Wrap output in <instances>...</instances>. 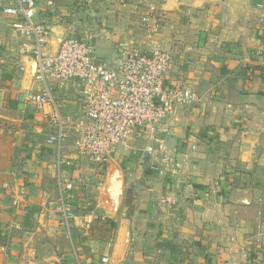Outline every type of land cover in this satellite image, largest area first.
Listing matches in <instances>:
<instances>
[{
  "label": "crops",
  "instance_id": "1",
  "mask_svg": "<svg viewBox=\"0 0 264 264\" xmlns=\"http://www.w3.org/2000/svg\"><path fill=\"white\" fill-rule=\"evenodd\" d=\"M78 1L36 0L48 54L77 37L115 63L156 42L172 56L166 86L201 100L157 140L132 136L102 162L75 144L81 86L49 78L67 133L50 144L56 108L29 101L45 86L25 49L33 40L2 12L14 0H0V264H264V0ZM152 3L162 29L149 37L141 17ZM110 159L123 177L117 212L100 203Z\"/></svg>",
  "mask_w": 264,
  "mask_h": 264
},
{
  "label": "built area",
  "instance_id": "2",
  "mask_svg": "<svg viewBox=\"0 0 264 264\" xmlns=\"http://www.w3.org/2000/svg\"><path fill=\"white\" fill-rule=\"evenodd\" d=\"M79 1L90 5L107 0ZM36 7V0H14V4L3 6L2 12L15 18L13 29L33 40L25 44V49L34 53L38 78L45 86L31 95L29 101L40 110L52 103L59 125L57 134L48 143H61L67 137L59 106L48 85L49 78L60 84L78 82L81 86L84 116L74 125L75 144L81 153L102 162H107L118 146H127L136 133L146 132L148 140H157L166 122L176 118L177 110L201 100V95L190 87L166 86L172 56L156 42L147 50L122 49L120 60L115 63L97 60L94 46L77 37L64 39L55 54H48L45 47L51 40V29L35 22ZM148 8L141 23L150 35L158 34L162 29L160 13L153 3ZM260 51L264 52V46ZM143 152L144 156L151 155L155 148L149 144ZM66 188L72 185L67 184ZM166 200L171 202L173 198ZM61 210L65 221L76 218L71 201H63Z\"/></svg>",
  "mask_w": 264,
  "mask_h": 264
},
{
  "label": "water",
  "instance_id": "3",
  "mask_svg": "<svg viewBox=\"0 0 264 264\" xmlns=\"http://www.w3.org/2000/svg\"><path fill=\"white\" fill-rule=\"evenodd\" d=\"M34 72L37 68V63L34 61ZM109 158V157H108ZM107 181L102 188L101 205L108 208L112 212H117L123 195V177L120 165L114 160L108 161Z\"/></svg>",
  "mask_w": 264,
  "mask_h": 264
},
{
  "label": "rangeland",
  "instance_id": "4",
  "mask_svg": "<svg viewBox=\"0 0 264 264\" xmlns=\"http://www.w3.org/2000/svg\"><path fill=\"white\" fill-rule=\"evenodd\" d=\"M118 1V0H117ZM79 2V1H78ZM119 2V1H118ZM120 4H125V3H121V2H119ZM147 32V31H146ZM147 34H148V36L150 37V34L147 32ZM135 49H138V48H135ZM140 50V49H139ZM2 54H3V52H2ZM145 133L146 132H140V133H136V134H134L133 135V137H140V138H143L144 137V135H145ZM143 140V139H142ZM129 143H130V141H129ZM127 145H129V144H127Z\"/></svg>",
  "mask_w": 264,
  "mask_h": 264
}]
</instances>
